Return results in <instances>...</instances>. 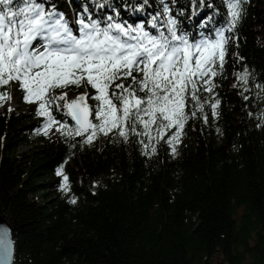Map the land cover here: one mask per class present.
Returning <instances> with one entry per match:
<instances>
[{
    "label": "trees",
    "instance_id": "trees-1",
    "mask_svg": "<svg viewBox=\"0 0 264 264\" xmlns=\"http://www.w3.org/2000/svg\"><path fill=\"white\" fill-rule=\"evenodd\" d=\"M49 2L67 11L64 0ZM114 2L130 23L160 7L149 0L141 14L120 5L143 0ZM166 2L174 15L183 11L181 27L197 38L213 27H199L213 9L192 16L191 0ZM211 2L222 21L226 6ZM71 3L76 11L84 3L93 7L90 0ZM243 7L228 34L233 38L223 72L214 78L218 115L213 118L205 104L204 113L192 117L190 105L179 141L171 147L153 141L155 153L144 149V137L125 141L115 132L98 134L91 144L57 131L44 138L37 134L43 118L36 105L23 100L16 83L0 88L10 94L16 86L27 106L9 113L0 101V215L12 229L13 264H264V91L256 87L264 85V0H247ZM245 69L247 85L236 78ZM86 90L94 91H67L76 96ZM199 95L203 100L209 94ZM54 115L73 124L62 112ZM61 165L67 191L56 175Z\"/></svg>",
    "mask_w": 264,
    "mask_h": 264
},
{
    "label": "snow or ice",
    "instance_id": "snow-or-ice-1",
    "mask_svg": "<svg viewBox=\"0 0 264 264\" xmlns=\"http://www.w3.org/2000/svg\"><path fill=\"white\" fill-rule=\"evenodd\" d=\"M222 2L227 12L221 21L211 0H191L192 16L213 9L199 24L201 29L213 27L197 38L181 27L178 17L183 11L174 15L166 0H158V10L135 23L121 17L114 0H90L93 7L81 4L82 11H76L71 0H64L67 11L49 0H0V88L16 83L23 100L36 105V116L43 118L37 134L47 136L55 126L69 139L85 137L84 144H91L98 134L115 132L125 141L129 135L144 137L148 143H141L152 153L153 141L163 140L171 147L190 118V105L195 109L192 117L203 114L205 104L213 118L218 115L214 78L223 72L233 38L228 34L235 32L247 0ZM120 6L141 14L151 7L149 0ZM249 77L247 69L236 76L243 85ZM72 87L94 91L69 100L67 90ZM256 87L264 91V85ZM201 92L208 97L202 100ZM8 99L7 92L0 93V101ZM54 112L74 123L57 120ZM201 118L207 123V115ZM260 119L264 122V113ZM56 175L67 191L63 165ZM6 235V229L0 230V245L10 246Z\"/></svg>",
    "mask_w": 264,
    "mask_h": 264
},
{
    "label": "rangeland",
    "instance_id": "rangeland-1",
    "mask_svg": "<svg viewBox=\"0 0 264 264\" xmlns=\"http://www.w3.org/2000/svg\"><path fill=\"white\" fill-rule=\"evenodd\" d=\"M11 99L5 100L4 105L2 107L3 110L8 111L9 113H18L21 111H25L27 109L26 104H24L22 98L20 97V95H18L16 93V86H13V89L11 90V93L9 94ZM70 95L71 98H74V96H72L71 94H68V96ZM1 109V110H2ZM56 133L55 127L52 128V130L49 131V134L47 136L44 135V138H50L51 136H54V134ZM35 146H40L41 142L40 141H34ZM27 147H19V151H22L23 149H26Z\"/></svg>",
    "mask_w": 264,
    "mask_h": 264
},
{
    "label": "water",
    "instance_id": "water-1",
    "mask_svg": "<svg viewBox=\"0 0 264 264\" xmlns=\"http://www.w3.org/2000/svg\"><path fill=\"white\" fill-rule=\"evenodd\" d=\"M74 123V122H73ZM6 229L7 235L4 239L7 242H10V246L8 244L0 245V264H13V235L12 229L8 222L0 215V230Z\"/></svg>",
    "mask_w": 264,
    "mask_h": 264
},
{
    "label": "bare ground",
    "instance_id": "bare-ground-1",
    "mask_svg": "<svg viewBox=\"0 0 264 264\" xmlns=\"http://www.w3.org/2000/svg\"><path fill=\"white\" fill-rule=\"evenodd\" d=\"M75 97V96H74ZM71 99H73V98H70L69 100H71Z\"/></svg>",
    "mask_w": 264,
    "mask_h": 264
}]
</instances>
